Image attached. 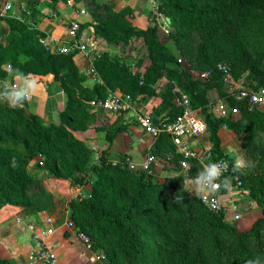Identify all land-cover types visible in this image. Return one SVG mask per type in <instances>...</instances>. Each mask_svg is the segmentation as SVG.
I'll list each match as a JSON object with an SVG mask.
<instances>
[{"label":"trees","instance_id":"obj_1","mask_svg":"<svg viewBox=\"0 0 264 264\" xmlns=\"http://www.w3.org/2000/svg\"><path fill=\"white\" fill-rule=\"evenodd\" d=\"M60 1L27 0L25 6L30 13L21 11L18 17L6 18L0 12V75L7 76L6 64H11L14 72L23 76L53 75L66 97L59 123H45L37 113H27L23 106H10L0 99V209L8 203L34 205L37 194L29 193L28 189L37 184L39 178L30 171V163L39 154H45L46 161L53 165L60 160L66 147L77 158L85 151L90 154L89 146L68 127H88L89 101L95 94L103 98L106 94L102 91L107 85L130 93L134 99L142 94L158 96L160 101L151 112L155 120L176 117L183 110L180 98L187 96L207 124L214 158L229 161L231 184H235V177L239 176L242 187L248 188L252 196L262 202L264 213V166L248 160L243 175L233 172L235 155L222 149L219 135L220 128L226 126L240 139L246 135L252 141L261 139L264 108L252 107L244 99L237 102L231 93H226L224 97L231 105H240L242 117L236 118L231 113L218 112L210 98L211 89L220 87L226 78L218 64H225L231 71L229 58L219 53L218 33L232 23L233 10L255 5L259 0H228L212 5L201 0H155L159 12L170 19L178 34L185 35L197 27L207 29L212 42L209 49L205 45L200 47L198 63L208 73L205 81L194 80L187 70L178 68L177 63L182 57H175L173 50L160 40L155 15L151 16L148 27L141 28L131 21L133 11L128 17L117 11L112 1L92 0L91 13L87 11L94 20L83 22L79 35L89 30L90 38L97 41L103 38L113 45H126L135 38L142 39L148 51V55L136 63L129 62V56L100 54L94 64L98 74L102 66L105 68V71L101 70L105 85L97 82L92 89L85 86L87 76L74 59L76 52H55L40 42V38L48 36L37 27L44 15L43 10H56ZM102 8L105 9L104 17L100 15L95 21L96 12ZM2 22L7 24L6 34H3ZM240 32L241 29L227 31L224 37L237 44ZM213 51L212 57L210 53ZM247 66L250 71L246 78L255 80L250 85L255 89L264 85V70L258 64ZM163 79L166 81L161 85ZM178 81L185 85L180 88ZM120 128L107 135L109 149ZM158 140L167 141L176 151L169 134H162ZM109 149L101 151L92 162L96 178L90 197L74 202L72 215L80 229L93 238L95 249L105 250L114 264H244L245 258L253 254L264 259V236L261 233L264 215L250 229L238 230L228 221V213L221 203L211 209L201 195L187 188L184 173L176 172L162 178L154 172L153 164L151 173L133 170L129 166L128 169L122 166L126 156H120L121 164L117 165L98 162ZM181 156L176 152L180 169ZM37 167L41 168L38 164ZM188 171V175L195 176L192 166ZM227 189L222 187L219 194H225ZM176 193L184 197L179 203L174 201ZM228 240L233 242V250L223 247ZM156 246L159 248L155 252Z\"/></svg>","mask_w":264,"mask_h":264},{"label":"rangeland","instance_id":"obj_2","mask_svg":"<svg viewBox=\"0 0 264 264\" xmlns=\"http://www.w3.org/2000/svg\"><path fill=\"white\" fill-rule=\"evenodd\" d=\"M91 1L92 0H61L57 5L56 10L45 8L44 11L47 10V13L44 12L43 17L48 19L57 18V21L61 22L64 26L69 27L71 21V17L68 16L69 12L78 10L80 8H85L91 13V9L93 7ZM96 1L113 2L115 0ZM201 1L204 4L210 5L228 2V0ZM7 2H11L12 5L8 9L5 8ZM26 2L27 0H0V9L3 12V14H1L6 18L17 16L21 13V10L23 6L26 5ZM113 3L115 6L114 8L118 10L117 4L115 2ZM124 3L125 1L121 0L119 2L120 5H118L122 7L124 6ZM143 3H145L144 6H146L144 7L147 10L146 13H148L149 18H151L153 15L152 10L154 8V4H156L155 0H144L143 2L138 0V5L133 7L134 10H131V7L126 5V7H124L119 12L129 17V13L131 11H136V9L139 10V7H143L141 6ZM104 12V8H102V11L96 12L95 21L100 19V15H103L104 17ZM232 12V14H234V17H232V23H229L230 25L227 29L221 28L223 30L219 31L217 40L219 53L229 58V62H227L229 63V66L231 65L230 76L225 78L224 83L220 87L211 89L210 98L213 101V106H216L220 101H223L225 103L226 114L231 113L232 116L238 118L242 117V111L239 103L231 105L228 102L227 97H224V94L231 93L238 102V86L242 85L241 81L243 80V83L249 85L255 82V80H249L245 76L248 74L247 72L250 71V67L247 65L258 64L264 70V29L261 30L262 27L264 28V1L259 0L255 5L253 4L247 8L244 7L243 9H235ZM164 17L170 24V31L167 32L163 28L160 32V40L173 50L175 57H182L183 61H178L177 63L178 68L180 70H187L191 78L194 80L205 81L208 79L207 72H205L198 65L200 59V47L205 45V48L209 49L212 42L207 29L205 27H197L185 35L178 34L177 29L173 26L170 19L165 15ZM92 20H94V17ZM238 29H241V32L239 34L237 44L231 39L227 38V36L224 37V33L227 31L233 32ZM6 30L7 24L2 22L3 34H6ZM99 41L100 40H98L97 43L99 45L101 54L104 52L110 54L109 50L103 48ZM117 51L118 52L114 54L115 56H129L131 58L130 61L135 63L138 59L144 58L148 55L147 49L143 46V40L136 38L131 42L126 43V45L124 43L119 44ZM214 53L215 51L211 52L210 55L213 57L212 54ZM238 73L240 74L238 75ZM185 77L186 75L184 78ZM165 81L166 79L160 81L161 85L164 84ZM177 84L180 88L185 85L181 81H178ZM114 93H111L110 95H113ZM110 95L106 94L103 98H108ZM181 99L182 98H180V100ZM4 101L8 103L6 100ZM261 108L262 107H259V109ZM260 134L263 136L257 141H252L251 138L247 137L246 135L243 137V139L239 138L236 140L235 145L233 142L227 143L226 140L223 145L226 149V152L228 151L230 154L242 156L246 162L249 160L254 164L264 166V132H260ZM88 148L91 149L90 154L87 155V151H85L84 155L80 158H77L75 155H73L69 151V148H64L62 150L60 160L56 162L53 161L55 165L46 161L47 157L45 154H39L36 157L38 160L33 166H30V171L32 172L34 170L38 174L41 173L39 174L41 175V178L38 180L37 184L32 185L28 190L29 193L37 194L32 204L41 206V214H43L42 217L45 218L46 216L51 215L53 217H57L63 224L68 217H72L74 220H76L75 216L72 215L75 211L73 203L82 200L83 198L90 197L93 182L96 178V175L94 174L95 172L92 171V162H94V160H96L100 155V152L103 151L102 149L97 150L90 146ZM119 157H113L111 155V151L109 150L107 154H103L101 156V159H99L98 162H109L113 165H117V163L121 164ZM156 157L157 162L154 164V169L156 168L154 172H156V170L163 171L162 174H168L167 176L175 174L174 172L167 170H172L173 168L177 167V161L170 159V155L164 152L160 153L159 156L156 154ZM85 158H87L86 161ZM37 164L41 168L37 167ZM173 164L175 165L173 168H168L172 167L169 165ZM122 166H126L129 169L128 165L125 163H123ZM156 174L158 173L156 172ZM158 176L162 178L165 177L160 174H158ZM37 191L39 192L37 193ZM203 195L204 194L201 196ZM230 202L238 204L240 208L242 216L240 220L235 221L230 215L227 216L228 221L232 222L235 228L238 230L245 231L250 229L254 223L264 215L262 202L256 197L252 196L249 189L244 186L233 190L231 195L224 199L225 204L229 205L231 204ZM8 204H5L4 206ZM44 218L38 220L39 223L41 222V225ZM76 224H78V222ZM77 226L79 227V224ZM261 233L264 236V225L261 227ZM223 247L227 250H233V242L228 240L223 243ZM158 248L159 247L156 246L155 252L158 250ZM102 250L103 249H100V251ZM108 257L112 264H114L111 257ZM255 257L256 255L253 254L250 257L247 256L245 260L247 261ZM246 261L244 264H246ZM4 262H7V260L0 261V264H3Z\"/></svg>","mask_w":264,"mask_h":264},{"label":"crops","instance_id":"obj_3","mask_svg":"<svg viewBox=\"0 0 264 264\" xmlns=\"http://www.w3.org/2000/svg\"><path fill=\"white\" fill-rule=\"evenodd\" d=\"M120 1L121 0L113 1L117 4V11H121L124 7H126V5L130 6L131 10H134L133 7L138 5V0H123L125 1L124 6L120 7ZM141 1L143 2L144 0ZM8 3L11 2H7V4ZM144 4L145 3L141 4L143 7H139V10L136 9V11H133V17L131 18V21L141 28H146L150 24V18L148 13H146L147 10L144 8L146 7ZM44 12L47 13V10ZM74 14L75 11L73 10L69 12V15H67L72 18ZM159 19L160 18H157L159 23L158 32L160 35L163 26L161 22H159ZM91 20L92 17L90 15L85 17V21ZM37 27L46 32L48 36L60 39L61 41H67L71 38L68 27L57 21V18L48 19L42 16L37 24ZM85 35L90 38L89 35H91V32L86 30ZM98 40H100L99 42L103 48L109 50L110 54H115L118 52L117 49L119 45L109 44L103 38ZM74 59L79 68L87 76L85 86L92 89L98 81L97 78L86 73L87 67L91 64L89 58L84 53H76L74 55ZM129 62L131 61L129 60ZM102 69L104 70L105 68L103 66L100 68L98 76L101 80L100 85H105V78L101 74ZM7 72L9 79L18 83V89L24 85L26 78L34 80L37 85L30 98L16 106H23L27 113H37L42 117L45 123H49L51 121L55 123L61 122V112L65 109L66 97L60 82L53 80V75L30 74L28 76H23L14 72L13 68L11 70H7ZM114 92L121 91L118 88L113 89L105 85V89L102 91V94L110 95ZM98 97L99 95L95 94L93 99ZM135 100L136 104L134 109L127 113L109 112L93 107L89 103V106L87 107V110L90 114L88 119V127H68V129L76 137L82 139L88 146L97 150H107L109 149L110 145L107 135L112 133L114 130H117L116 128L121 127L114 136L113 145L109 149L113 157H119L123 155L131 158L133 162L141 163L150 153H154L155 155L157 154V156H159L160 153L164 152L170 155V159L177 161L176 152H179V148L174 145L176 150L174 152L171 146L168 145L169 143H167V141L158 140V138H153L149 134L145 133L140 128L136 119L137 114L144 112L151 113L154 107L159 103L160 98L156 95L142 94L139 95ZM219 135L222 141V149L225 152L226 149L223 145L225 140L227 143L233 142L235 145L236 140L239 139L237 133L233 129H229L226 126L220 128ZM187 143L192 148H211V143L208 139V133L201 137L188 138ZM226 153H228V151ZM37 160L38 159L34 158L31 161L30 166H33ZM156 162L157 157L153 165ZM169 166L172 167L168 168H173L175 165L173 164ZM191 166L193 167V172L196 176L197 170H195V168L200 169L204 165L200 164L199 162H193ZM188 169H183L182 167L180 169L178 165L172 170L167 171L174 173L182 172L187 175L185 182L187 187L190 189V185L195 176H192L191 174L188 175ZM156 172L162 176L168 175L162 174L163 171L156 170ZM32 173L37 178H41V175H39L41 173L38 174L34 170ZM231 192L232 190L226 192V198L231 195ZM42 215L41 206L38 205L8 204L0 209V259L7 260V262H4L3 264H29L30 253L34 246V242L32 239V233L28 229V224L32 222H38V220L43 219L44 217H42ZM18 218H22L23 222L18 223ZM54 218L57 220L56 224L53 226L55 227V233L47 239V244L50 249L58 255L60 264H96L94 260V252L85 248L84 244L76 236L74 231L68 230L67 227L61 223L57 217Z\"/></svg>","mask_w":264,"mask_h":264},{"label":"built area","instance_id":"obj_4","mask_svg":"<svg viewBox=\"0 0 264 264\" xmlns=\"http://www.w3.org/2000/svg\"><path fill=\"white\" fill-rule=\"evenodd\" d=\"M11 3L6 4V9L10 8ZM21 11H26L29 14L24 5ZM153 15L156 18H160L163 28L169 32L170 24L165 19L164 14L159 12L158 7L154 4ZM0 12L3 14L2 10ZM89 15V12L85 8H80L75 10L74 16L71 18L70 25L68 27L70 39L67 41H61L60 39L46 36L40 38V42L46 47L50 48L52 51L60 53H84L89 58L91 64L87 67L86 73L97 78L98 82H101L99 78L98 71L94 64L95 60L100 57V49L97 41L93 38H88L84 32L79 35V30L81 24L85 22V17ZM19 15L15 16L18 17ZM182 62V59L179 58ZM6 70H11L12 65L6 64ZM218 68L226 74V78L230 76V69L223 63L218 64ZM208 75V73H207ZM238 86V98L246 100L250 106H260L264 108V85L258 88H253L249 84L243 83ZM18 83L9 79L8 76L0 75V91L5 88L8 89H18ZM90 105L93 107L103 109L113 113H127L134 109L136 100L130 93L126 92H115L108 98H95L90 100ZM181 104L183 110L176 117L172 119H160L155 120L151 113H140L137 114V122L140 128L153 138H158L162 134H169L173 140V143L179 148L181 153L180 164L183 169H188L193 162H199L202 165H207L208 163L217 162L223 169V177H228L231 172V166L226 158H214L211 148H192L188 143L187 139L191 137H201L207 133V124L204 119L199 114V109H194L191 105L190 99L187 96H183L181 99ZM217 111L221 114H226L225 103L220 101L217 105ZM156 161V155L154 153L148 154V156L141 163H136L129 157H125L124 163L127 164L130 169L133 170H144L149 173L152 172V164ZM236 183L231 184V187L227 189L228 191L236 190L242 187V180L239 176L235 177ZM222 187L216 191H209L205 193L202 198L203 202L207 204L211 209H216L221 203L224 209L235 221L241 219V212L239 205L236 203H231L229 205L224 203V199L227 196L225 194H219ZM18 223H22V218H18ZM41 222H32L28 224V229L32 233V239L34 246L30 253L29 264H60V259L58 255L50 249L47 244V239L55 233L56 219L51 216H46ZM68 230L75 232L76 236L84 244L85 248L94 252V260L96 264H112L108 255L104 251H98L95 249V244L93 238L81 230L77 226L75 220L72 217H68L64 223Z\"/></svg>","mask_w":264,"mask_h":264},{"label":"clouds","instance_id":"obj_5","mask_svg":"<svg viewBox=\"0 0 264 264\" xmlns=\"http://www.w3.org/2000/svg\"><path fill=\"white\" fill-rule=\"evenodd\" d=\"M37 87L36 82L31 79H25L24 85L20 89L5 88L0 91V99L6 100L10 106H16L25 100L29 99L31 94ZM15 166V165H14ZM248 167L247 162L242 156L235 155L233 158L232 171L240 175L244 174V169ZM223 169L217 162L208 163L197 170L196 176L193 178L190 185V190L197 195L207 193L209 191H216L220 187L230 188L231 177H223ZM183 195H174V201L179 203L183 199ZM246 264H264V259L257 256L246 261Z\"/></svg>","mask_w":264,"mask_h":264}]
</instances>
